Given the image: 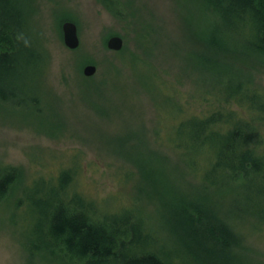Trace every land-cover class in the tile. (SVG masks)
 <instances>
[{
  "label": "trees",
  "instance_id": "16d2710c",
  "mask_svg": "<svg viewBox=\"0 0 264 264\" xmlns=\"http://www.w3.org/2000/svg\"><path fill=\"white\" fill-rule=\"evenodd\" d=\"M95 1L135 29L134 48L124 34L109 69L118 75L129 58L133 70L137 62L154 67L143 45L155 30L135 25L136 0ZM195 7L200 15L183 20L181 41L174 42L186 49L187 64L147 71L140 80L155 111L149 125L142 112L140 122L134 115L121 131L110 128L90 139L120 143L110 153L121 159L106 165H116L121 180L132 183L133 200L88 199L73 187L77 159L55 176L31 177L21 193L24 169L0 163V214L11 208L9 221H23L33 261L245 263L234 249L246 247V232L264 228V84L252 70L264 60V0H199ZM37 10L38 0H0V101L42 113L49 55L31 25ZM66 19L74 16L60 22ZM103 115L116 125L110 113ZM51 126L61 131L67 124ZM145 197L157 205L163 225L150 222L137 200ZM156 225H166L173 238L162 237Z\"/></svg>",
  "mask_w": 264,
  "mask_h": 264
},
{
  "label": "rangeland",
  "instance_id": "374dc122",
  "mask_svg": "<svg viewBox=\"0 0 264 264\" xmlns=\"http://www.w3.org/2000/svg\"><path fill=\"white\" fill-rule=\"evenodd\" d=\"M198 3L199 0H136L135 25L139 30H155L143 45L154 67L137 62L133 70L129 58L128 63L121 64L122 70L117 75L109 69V61L117 51L109 49L106 41L112 34L123 36L129 32L128 45L134 48L131 37H135V29L130 31L127 22L116 20L95 0H38L31 25L49 55L46 76L41 77L49 93L43 88L46 107L42 113H34L27 111L24 104L0 101V163H12L24 169L19 193L31 177L55 176L77 159L73 187L88 199L95 198L100 203L106 197L105 202L111 201L113 205L133 200L132 183L121 180L116 165H106L117 160L115 158L121 159L120 153H117L119 156L110 153L120 143L90 139H101V132L110 128L119 131L134 115L140 122L142 112L149 125L155 111L140 80L146 81L143 77L147 71H159L158 68L171 71L187 64L186 49L183 44L174 42L181 41L183 20L200 15V9L195 7ZM66 14H72L78 26L80 44L77 48L68 47L63 40L60 18ZM124 40L126 43L125 37ZM88 62L98 66L92 76L82 72ZM252 70L256 80L264 84V60ZM104 112L114 118V127L104 117ZM138 120L133 118L131 122L139 123ZM60 122L67 127L51 131V124ZM79 134L88 136V140ZM129 149L134 153L133 148ZM119 163L129 164L125 159ZM137 200L146 208L150 222L163 225L156 216L157 205L146 197ZM10 210L0 214V264H45L43 259L35 257L33 261L27 254L23 221L16 216L18 222H10ZM157 225L154 227L162 237L173 238L172 234H166V225ZM244 235L246 247L234 252L244 264H264V228ZM247 244L253 246L247 247Z\"/></svg>",
  "mask_w": 264,
  "mask_h": 264
},
{
  "label": "water",
  "instance_id": "95a60500",
  "mask_svg": "<svg viewBox=\"0 0 264 264\" xmlns=\"http://www.w3.org/2000/svg\"><path fill=\"white\" fill-rule=\"evenodd\" d=\"M63 40L70 48H77L80 44V37L78 33V26L74 20L66 19L62 22ZM106 45L109 49L114 51L121 50L125 45L123 36L119 34H112L108 37ZM98 66L93 62L84 64L82 72L86 76H92L97 72Z\"/></svg>",
  "mask_w": 264,
  "mask_h": 264
}]
</instances>
